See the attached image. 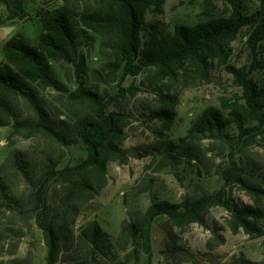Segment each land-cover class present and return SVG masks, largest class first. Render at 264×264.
Masks as SVG:
<instances>
[{
  "label": "trees",
  "instance_id": "1",
  "mask_svg": "<svg viewBox=\"0 0 264 264\" xmlns=\"http://www.w3.org/2000/svg\"><path fill=\"white\" fill-rule=\"evenodd\" d=\"M65 2L64 6L36 10L40 24L36 44L14 34L1 47L0 127L10 126V137L33 139L36 144L27 151H9L0 164V264H32L31 248L23 257H11L22 238L30 234L31 220L42 232L46 264H152V231L159 217L163 219L158 225L167 234L163 264H200L197 255L180 243L175 230L183 231L192 224L206 227V218L215 206L227 210L226 224L233 234L242 230L251 238L263 236L260 221L264 209L259 202L264 190L256 184V170H246L233 160L226 167L217 166L215 172L223 184L216 191L187 195L178 203L152 200L145 210L130 212L115 236L94 218L78 221L105 187L109 163L127 162L122 145L131 119L120 105L127 89L119 85L118 93L102 94L85 85L88 72L100 75L99 69H89L81 49L90 38L88 30L99 36V50L108 55L101 69L109 78L116 81L119 71L121 81L144 74L160 98L152 117L158 116L168 128L175 101L160 85L165 79L187 76V65L206 76L214 61L226 63L230 43L246 28L250 63L227 66L240 94L225 107L226 114L207 107L177 142L152 145L167 162L180 157L203 164V139L221 138L233 127L242 153V147L264 129V85L252 76L262 66L259 47L264 41V0H258L251 13L226 0L228 16L194 25L176 24L171 30L145 19L151 10L160 11L165 0H96L94 6L84 9L78 0ZM0 5L5 8L0 24L22 18L26 12L21 0H0ZM53 63L64 70L66 78L73 76L74 90L69 91L57 77ZM48 89L57 92L58 106L46 102L43 93ZM22 103L28 112L20 107ZM75 145H81L85 156L73 164L65 162L66 148ZM230 184L246 189L255 205L230 199L226 190ZM217 230L214 227V244H208V249L224 242ZM142 254L147 257L144 263ZM208 255L207 251L200 254ZM228 264L255 263L240 255Z\"/></svg>",
  "mask_w": 264,
  "mask_h": 264
},
{
  "label": "rangeland",
  "instance_id": "2",
  "mask_svg": "<svg viewBox=\"0 0 264 264\" xmlns=\"http://www.w3.org/2000/svg\"><path fill=\"white\" fill-rule=\"evenodd\" d=\"M25 6L22 18H15L6 24H0V62L3 60L1 47L3 42L14 34L20 35L30 44H36L40 32V24L36 19V10L40 7L53 8L65 5V0H21ZM96 0H78L80 8L86 5H95ZM240 4L245 13H251L258 7V0H232ZM229 2L226 0H165L160 11L151 10L147 13L146 22L158 23L163 29L171 30L176 24L194 25L211 17H226L229 15ZM5 8L0 5V14ZM90 38L82 45L90 70L99 69L100 75L93 76L88 72L85 76V85L97 88L102 94L118 93V87L127 89L121 98V107L130 114V123L125 128L126 138L122 148L127 156V162L113 161L107 169V183L99 195L84 209L79 223L96 219L103 229L115 236L123 220L136 209L145 210L152 200H167L178 203L184 196L199 195L203 191L209 193L219 189L223 180L215 172L217 166L226 167L230 161H235L246 170H256V184L264 190V129L243 148L240 152V142L237 131L229 127L221 138H205L202 140V150L206 157L203 164L196 160L180 158L179 161L162 160L152 145L163 146L167 141H178L187 133L192 122L207 107H216L226 114L225 107L240 94L229 65L235 67L250 63L251 53L247 45V30L243 28L237 38L230 43V54L227 62L214 61L208 74L203 76L187 65V76L178 80L165 79L160 85L163 93L173 97V119L168 128L158 116L152 117V110L160 105L158 92L152 90L144 74L127 76L122 81L121 72L117 73V80L113 81L107 76V71L101 69L108 55L99 50L100 38L88 30ZM262 66L252 71V76L259 85H264V41L259 47ZM54 73L66 85L69 91L76 87L73 76L66 78L64 70L55 63L52 64ZM120 81V82H119ZM120 93V95H123ZM46 102L58 106L57 92L46 90L43 93ZM20 107L28 112L22 103ZM11 127H0V164L11 150L27 151L33 139H24L18 135L10 137ZM40 145L44 146L42 140ZM65 162L75 163L85 156L81 145L66 148ZM208 172L204 171V168ZM20 182V186H21ZM230 199L242 204L255 205L252 196L238 184L226 187ZM264 196V193H260ZM259 205L264 209V198ZM227 210L220 206L211 208L206 221L207 226L192 224L187 229L175 232L181 237L182 245L197 255L200 264H228L232 257L242 255L246 260L261 264L264 259V234L259 238H251L242 230L233 234L226 224ZM163 219L159 217L153 226L152 237V264H163L165 256L167 234L158 225ZM31 232L22 238L15 255L23 257L28 248L34 253L32 264H46V247L43 243L42 232L31 220ZM264 230V219L260 221ZM214 227L223 236L221 245L208 249L207 245L214 244ZM32 244V245H30ZM208 252L206 257L200 256ZM3 259H8L4 257ZM146 255H141V262H146ZM192 264V263H183Z\"/></svg>",
  "mask_w": 264,
  "mask_h": 264
}]
</instances>
